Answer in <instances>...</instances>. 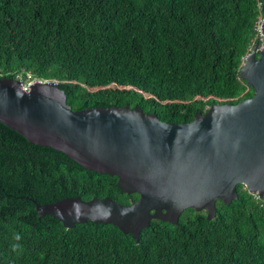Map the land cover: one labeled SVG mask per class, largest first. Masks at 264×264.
I'll list each match as a JSON object with an SVG mask.
<instances>
[{
	"label": "trees",
	"instance_id": "obj_1",
	"mask_svg": "<svg viewBox=\"0 0 264 264\" xmlns=\"http://www.w3.org/2000/svg\"><path fill=\"white\" fill-rule=\"evenodd\" d=\"M261 0H0V79L55 82L75 110L139 107L167 123L253 95L239 78ZM138 198L112 175L40 149L0 123V264H264V203L242 186L207 219L71 229L37 204Z\"/></svg>",
	"mask_w": 264,
	"mask_h": 264
},
{
	"label": "water",
	"instance_id": "obj_2",
	"mask_svg": "<svg viewBox=\"0 0 264 264\" xmlns=\"http://www.w3.org/2000/svg\"><path fill=\"white\" fill-rule=\"evenodd\" d=\"M264 38V0H261ZM239 78L253 95L212 104L190 122L167 123L139 107L75 110L51 81L0 79V123L40 149L58 151L84 169L117 178L130 203L108 197L66 198L40 205L66 229L86 222L113 225L138 243L150 223L178 225L182 213L213 219L242 186L264 195V42L244 57Z\"/></svg>",
	"mask_w": 264,
	"mask_h": 264
},
{
	"label": "built area",
	"instance_id": "obj_3",
	"mask_svg": "<svg viewBox=\"0 0 264 264\" xmlns=\"http://www.w3.org/2000/svg\"><path fill=\"white\" fill-rule=\"evenodd\" d=\"M261 19L259 20V22H258V24H257V26H256V30H257V40H258V42L257 43H259L260 44V47L262 46V44H263V42H264V38H263V35H262V33H261V27H260V25H261ZM16 79H29V80H34V81H40V82H45L46 80H39V79H33V78H31L29 75H27L25 78L24 77H22L21 75H18V76H16ZM49 82V81H48ZM56 84V83H55ZM252 194V193H251ZM253 195H254V198L257 200V201H259V202H261V203H264V195H263V197H259V195H258V193H253Z\"/></svg>",
	"mask_w": 264,
	"mask_h": 264
},
{
	"label": "rangeland",
	"instance_id": "obj_4",
	"mask_svg": "<svg viewBox=\"0 0 264 264\" xmlns=\"http://www.w3.org/2000/svg\"><path fill=\"white\" fill-rule=\"evenodd\" d=\"M261 20H262V18H261ZM255 43H256V42H255ZM255 43H254V44H255ZM253 46H254V45H253ZM53 83H55V82H53Z\"/></svg>",
	"mask_w": 264,
	"mask_h": 264
}]
</instances>
